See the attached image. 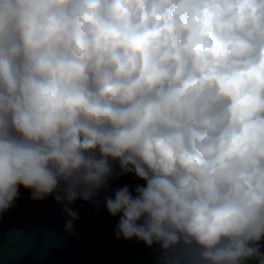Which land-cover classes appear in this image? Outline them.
Segmentation results:
<instances>
[{
  "label": "clouds",
  "instance_id": "obj_1",
  "mask_svg": "<svg viewBox=\"0 0 264 264\" xmlns=\"http://www.w3.org/2000/svg\"><path fill=\"white\" fill-rule=\"evenodd\" d=\"M109 158L146 181L106 200L118 239L259 254L264 0H0V214L90 199Z\"/></svg>",
  "mask_w": 264,
  "mask_h": 264
},
{
  "label": "water",
  "instance_id": "obj_2",
  "mask_svg": "<svg viewBox=\"0 0 264 264\" xmlns=\"http://www.w3.org/2000/svg\"><path fill=\"white\" fill-rule=\"evenodd\" d=\"M121 216H112L103 203L12 204L0 214V264H203L194 241L181 240L165 252L159 243L118 239Z\"/></svg>",
  "mask_w": 264,
  "mask_h": 264
},
{
  "label": "trees",
  "instance_id": "obj_3",
  "mask_svg": "<svg viewBox=\"0 0 264 264\" xmlns=\"http://www.w3.org/2000/svg\"><path fill=\"white\" fill-rule=\"evenodd\" d=\"M97 152V156H98ZM109 165L111 168L110 175L106 178L105 184L98 189L94 195L88 200L78 197L73 203H103L106 204L108 198L114 199L115 193L119 189L127 186L133 198H136L138 195L136 192L137 186L146 187V181L137 177L134 171L123 172L120 168L119 161H113L109 158ZM131 167V166H130ZM115 172V175L112 176V173ZM66 188L64 182L58 184L57 189L48 196H45L43 199H34L33 192L31 189H26L22 185H18V195L12 204L22 205V204H53L59 205L64 204L68 205L67 200L62 199L60 202L57 201L56 197L58 195L63 196ZM78 191H82L78 190ZM71 203V204H73ZM252 247H258L259 254L246 259L245 264H262L264 263V243L261 245L252 244Z\"/></svg>",
  "mask_w": 264,
  "mask_h": 264
},
{
  "label": "rangeland",
  "instance_id": "obj_4",
  "mask_svg": "<svg viewBox=\"0 0 264 264\" xmlns=\"http://www.w3.org/2000/svg\"><path fill=\"white\" fill-rule=\"evenodd\" d=\"M115 175V172L112 173V176ZM262 243H264V238H262L260 241L256 242L255 244L261 245Z\"/></svg>",
  "mask_w": 264,
  "mask_h": 264
}]
</instances>
